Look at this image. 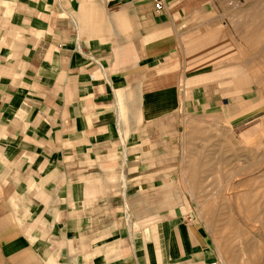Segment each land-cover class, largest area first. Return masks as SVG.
I'll use <instances>...</instances> for the list:
<instances>
[{
    "label": "crops",
    "instance_id": "crops-1",
    "mask_svg": "<svg viewBox=\"0 0 264 264\" xmlns=\"http://www.w3.org/2000/svg\"><path fill=\"white\" fill-rule=\"evenodd\" d=\"M162 3L0 0L4 264H223L205 154L264 106L220 1Z\"/></svg>",
    "mask_w": 264,
    "mask_h": 264
},
{
    "label": "rangeland",
    "instance_id": "rangeland-1",
    "mask_svg": "<svg viewBox=\"0 0 264 264\" xmlns=\"http://www.w3.org/2000/svg\"><path fill=\"white\" fill-rule=\"evenodd\" d=\"M219 1L264 106V0ZM259 122L252 138L225 134L224 154H205V203L198 205L223 264H264V117Z\"/></svg>",
    "mask_w": 264,
    "mask_h": 264
},
{
    "label": "built area",
    "instance_id": "built-area-1",
    "mask_svg": "<svg viewBox=\"0 0 264 264\" xmlns=\"http://www.w3.org/2000/svg\"><path fill=\"white\" fill-rule=\"evenodd\" d=\"M155 2V9L156 11L159 13L162 10V0H154ZM230 6H233V4H230ZM213 264H217V263H213Z\"/></svg>",
    "mask_w": 264,
    "mask_h": 264
},
{
    "label": "bare ground",
    "instance_id": "bare-ground-1",
    "mask_svg": "<svg viewBox=\"0 0 264 264\" xmlns=\"http://www.w3.org/2000/svg\"><path fill=\"white\" fill-rule=\"evenodd\" d=\"M233 137V136H232Z\"/></svg>",
    "mask_w": 264,
    "mask_h": 264
}]
</instances>
